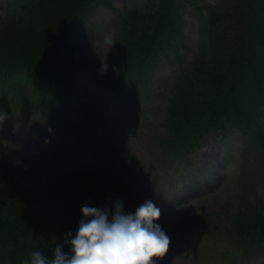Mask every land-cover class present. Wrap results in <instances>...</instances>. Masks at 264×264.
I'll return each mask as SVG.
<instances>
[{
	"label": "trees",
	"instance_id": "1",
	"mask_svg": "<svg viewBox=\"0 0 264 264\" xmlns=\"http://www.w3.org/2000/svg\"><path fill=\"white\" fill-rule=\"evenodd\" d=\"M8 1L11 10L0 15L2 125L6 126L17 101L22 104L23 98L35 100L39 118L47 125L34 151L23 155L17 148L0 152V264H22L34 250L53 258L55 245L62 243L67 232L77 230L85 204L98 207L115 199L124 203L126 197L103 188L104 166L86 169L80 163L62 161L58 154L64 148L81 156L90 143L86 133L79 134L88 113L65 106L70 89L63 81L68 69L90 71V50L78 42V26L85 22V11L109 7L110 1ZM143 2L140 9L121 14L109 56L121 73L110 77L108 87L130 99V109L136 108L138 88L144 85L154 60L170 54L179 59L180 48L174 45L184 26L185 10L192 5L199 11L198 48L188 64L178 61L166 105L168 116L162 123L166 132L153 137L146 147L153 162L148 170L164 179L172 160L179 158L178 164L187 165L183 154L208 133L239 132L244 148L253 149L251 174L235 194L233 207L226 206L222 213H204L196 224L207 236L217 233L232 244L239 243L240 258H251L250 249L264 248V185L255 182L264 181V0ZM199 7L204 8L203 15ZM180 45H184L181 39ZM212 48H220V52L210 58ZM91 73L103 82L99 74ZM19 87L29 88L31 94L24 95ZM21 112L31 113L25 108ZM18 141L27 144L29 137ZM115 149V145L107 146V154ZM39 155L54 158V166L43 175L31 170V161ZM246 164L247 160L241 165L245 168ZM180 167H174L173 173H179ZM196 237L201 242L188 253L192 258L201 264L234 263L236 249L216 248L211 237Z\"/></svg>",
	"mask_w": 264,
	"mask_h": 264
},
{
	"label": "rangeland",
	"instance_id": "2",
	"mask_svg": "<svg viewBox=\"0 0 264 264\" xmlns=\"http://www.w3.org/2000/svg\"><path fill=\"white\" fill-rule=\"evenodd\" d=\"M110 1V7H96L87 13L85 22L79 27L80 39L77 40L90 50L88 62L90 71L69 69L63 81L70 89L65 106L68 108L74 105L90 115L85 120L87 123H80L83 130L79 132L86 133L90 143L81 156L64 148L58 150V154L61 158L68 159L69 163H80L86 169H100L104 166L101 176L104 179L103 188L111 186L110 188H116L115 194L118 191L120 197H126L123 203L126 211L151 199V196L157 197L158 200L151 199L161 209V217L156 223L170 237L171 243L164 258H154L156 264H201L187 256V252L194 247L197 249L201 242L196 237L200 235V229L193 221L204 213L211 211L222 213L226 205L234 206L235 194L251 174L249 166L255 162L252 159L253 149L250 150L251 146L244 148L243 138L236 131L209 133L199 142V146L193 148L187 155L192 172L184 170L176 174L171 181H168V178L166 182H162L148 170V166L153 162L145 147L151 136L166 132L161 122L168 116L165 109L172 91L174 72L178 67V61L186 64L197 47V27L201 23V15L192 5L185 10L184 26L179 36L184 45L180 46L179 59L170 54L154 60L151 70L146 73L144 85L139 87L138 109H130L128 107L130 99L123 95L125 100L121 102L123 96L121 98L108 87L110 77L121 72L115 69L106 56L110 52L104 41L105 36L115 37L120 12L140 9L144 5V0ZM215 1L207 0L210 4ZM10 6L8 0H0V15L10 11ZM199 9L203 15L204 8ZM219 52L220 48H212L209 57L218 56ZM105 61L108 67L102 71L101 62ZM91 72L103 77V82L94 81L95 77ZM21 91L24 95L30 93L28 88H21ZM4 103L1 98L0 113L3 115ZM17 105H20L18 101ZM22 108L30 110L31 113L23 115L20 109H16L13 114L10 113L8 116L10 120L5 128H1L0 122V137L8 127L10 131L17 129L18 117L30 139L32 134L40 130L35 125L40 115L36 103L23 98ZM115 127L117 129L112 135L111 131ZM20 131L19 129L18 133ZM0 142L2 143L1 140ZM113 145L116 149L113 154L108 155L106 147ZM28 148L27 145L23 147L22 155L26 154ZM11 149L15 150V146L9 149L0 146V152L3 154ZM241 155L247 160L245 168L241 165ZM48 159L54 161L53 157ZM24 160L28 161L25 158ZM31 163H33L31 170L34 173H42L47 165L43 158ZM177 164V161L171 162L168 170L172 171ZM179 165L184 166L183 163ZM255 182L264 185L259 179ZM202 237L203 240L211 237L216 248L231 247L240 254L239 243L232 244L217 233L207 236L203 232ZM250 250L253 258H240L233 264H264V248L260 249L257 257L256 248ZM198 253L199 251L196 253L197 257Z\"/></svg>",
	"mask_w": 264,
	"mask_h": 264
},
{
	"label": "clouds",
	"instance_id": "3",
	"mask_svg": "<svg viewBox=\"0 0 264 264\" xmlns=\"http://www.w3.org/2000/svg\"><path fill=\"white\" fill-rule=\"evenodd\" d=\"M104 42L113 48L110 36ZM101 65L102 71L107 70L106 61ZM4 118L0 113V122ZM80 211L83 218L77 230L67 232L55 245L53 258L34 250L22 264H156L154 258L162 259L169 251L171 239L156 223L161 209L150 199L134 212H127L120 199L98 207L85 204Z\"/></svg>",
	"mask_w": 264,
	"mask_h": 264
}]
</instances>
